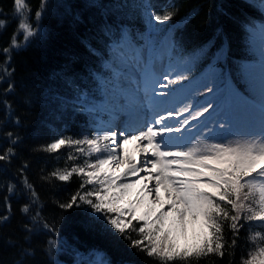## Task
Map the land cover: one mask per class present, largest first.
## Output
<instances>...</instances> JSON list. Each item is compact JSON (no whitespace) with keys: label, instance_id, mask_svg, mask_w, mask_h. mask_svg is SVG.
Listing matches in <instances>:
<instances>
[{"label":"trees","instance_id":"trees-1","mask_svg":"<svg viewBox=\"0 0 264 264\" xmlns=\"http://www.w3.org/2000/svg\"><path fill=\"white\" fill-rule=\"evenodd\" d=\"M133 1L137 2L45 0L41 10V0H26L28 7L19 15L14 0H0V20L4 21L0 27V155L9 148L13 153L0 161V217H9L6 222H0V264L21 261L24 264H92L96 254L111 264H162L159 257L148 256L146 251L131 246V240L142 238L137 231L129 229L126 235L130 239H125L103 221L94 219L89 206L79 201L78 207L61 208L73 195L90 191V185L82 188L85 178L79 174L60 181L52 173L83 167L88 159L85 151H77L82 146L45 150L65 128L64 120L75 130L71 139L79 136L80 123L86 122L85 115L79 113L81 106L68 98L73 91L81 92L95 84V72L101 71L105 53L104 42L112 31L124 19L133 33H137L136 28H143L142 7L132 6ZM166 3L161 0L156 7L160 10ZM171 5L174 7H168V12L174 15L170 22L184 20L176 32L186 51L205 44L219 51L227 43L230 61L248 52L244 23L250 16L258 15L250 1L173 0ZM38 10L42 11L39 20L35 15ZM25 18L36 31L27 40L19 30ZM14 35L19 47L11 48ZM5 48L10 49V60L3 51ZM5 69L11 74H6ZM9 83L14 86L12 92L6 91ZM62 108L70 113L63 116ZM9 132L13 134L11 138L7 135ZM25 180L32 185L36 198L25 186ZM10 185L15 186L12 193L8 192ZM25 204L29 205L27 213L22 211ZM8 205H11L10 212ZM241 222L244 227L236 237L228 222H224L223 257L210 254L168 264H243L248 254L255 251L256 244L264 242L257 239L253 244L250 239L257 232L264 235V224ZM44 223L54 230L49 232ZM25 226L32 231H27ZM133 226L139 228L138 224ZM234 238L236 245L229 247ZM49 240L56 242L51 250ZM24 249L31 254L25 257Z\"/></svg>","mask_w":264,"mask_h":264},{"label":"snow or ice","instance_id":"snow-or-ice-1","mask_svg":"<svg viewBox=\"0 0 264 264\" xmlns=\"http://www.w3.org/2000/svg\"><path fill=\"white\" fill-rule=\"evenodd\" d=\"M261 3L264 4V0H261ZM14 6L19 15H23L24 9L28 7L26 0H14ZM44 7L45 0H41V10ZM41 10L35 13L37 20L41 18ZM149 15L154 21L163 24L171 20L174 13ZM3 25L4 21L0 20V27ZM19 30L24 32L25 40L29 36L36 35V31L27 23L26 18L19 24ZM250 42L254 47H258L262 56L260 71L262 90H264V25L252 30ZM16 47L19 45L14 35L11 48ZM3 51L8 54L10 60V49L5 48ZM5 73L11 74L7 69ZM13 89L14 86L9 83L6 91L12 92ZM77 100L80 101L81 110H85L87 97H77ZM5 104L11 109L10 104L7 102ZM211 107L209 104L195 112L187 107L179 112L172 110L167 116L159 115V118L136 128L126 125L122 130H117L109 126L98 130V134L92 138L73 140L61 137L50 143L46 146V151H57L62 146L86 144L88 156L98 154L93 162L86 161L83 167L74 166L67 172L52 173V176L60 181H68L74 173L79 174L85 178L82 188L85 184L94 185L93 190L83 195L79 193L73 195L60 207L72 209L74 206H79V201L89 206L94 219L103 221L113 232L119 233L125 239H130V236L126 235L129 229L137 231L142 238L131 240V246L146 251L148 256L159 257L162 264L178 259L188 260L193 257L199 259L210 254L223 257L225 221L228 222L233 237H236L244 227L241 221L264 224V100L260 105L259 131L251 133L249 139L243 142H229L227 145L221 142L205 145L203 148L189 147L185 143V133L191 138L189 127L191 121L199 120ZM87 110L93 111L94 108ZM185 112L191 116V121L184 117ZM171 117L177 118L175 125L166 122ZM180 117L184 118L180 119ZM219 127L224 128L225 125L219 124ZM7 135L11 138L13 134L9 132ZM129 143H135L137 152L142 154L139 166L127 156H121V150L127 151L124 145ZM77 151L84 152L85 149L78 147ZM147 153L151 154V159L148 158ZM11 154H13L12 149L9 148L0 155V161L8 159ZM148 165H151V170L146 172V178L154 181V186L149 187L148 184H144L136 200L128 201L124 208L117 207L116 205L129 194V190L138 180L143 179L139 177V173L145 171ZM174 165L178 167L174 168ZM121 166H125V171L122 173L109 171L119 169ZM130 176L137 177V180L128 182L127 178ZM24 183L32 197L36 198L37 194L32 185L27 180ZM14 187L10 185L8 192L12 193ZM161 187L164 188L169 201L167 207L161 203L159 195ZM147 196H154V199L150 201L142 215L136 216L137 205L142 204ZM8 208L10 212L11 205H8ZM22 211L27 213L29 205L25 204ZM126 216H130L131 219H126ZM8 219L7 215L2 216L0 222H6ZM133 220L143 221V224L137 229L133 226ZM189 221L192 223L199 221L202 228L207 229L205 238L190 247L180 245L176 238L178 232L186 234ZM25 227L27 231H32L31 228ZM43 227L49 232L54 230L47 223H44ZM250 239L256 244L257 239L264 241V235L257 232ZM48 243L51 250L56 242L49 240ZM235 245L234 238L229 247ZM30 254L28 249L23 250L25 257ZM20 264H24V261ZM92 264H111V262L102 259ZM243 264H264V243L256 244L255 251L248 254Z\"/></svg>","mask_w":264,"mask_h":264},{"label":"rangeland","instance_id":"rangeland-1","mask_svg":"<svg viewBox=\"0 0 264 264\" xmlns=\"http://www.w3.org/2000/svg\"><path fill=\"white\" fill-rule=\"evenodd\" d=\"M150 13L151 12L149 10H145V16L146 19H148V21L150 22V27L153 28V30H156L157 32L163 30L165 28L164 23L160 24L159 22L155 21V24L153 25L154 20L150 18L149 15ZM197 50L199 51L194 53V59L196 56H198L199 53L202 52L201 48ZM252 50L255 51L254 55H261L258 47L252 48ZM140 55L142 56L141 52ZM181 56L183 58L181 60L182 65L184 63H192V61H194L191 55L189 56L181 55ZM127 57L129 58V60H131L130 57L126 55L118 59L119 67L121 68L124 66L127 72H133L134 74L137 75V68L133 67L131 62H127ZM213 60L214 59H211L210 62H213ZM260 68L261 66L256 68V72L258 73V75L255 76L250 74V72L246 70L245 66L242 65H236L232 68H225V69L222 67H217L214 69V71L210 72L208 75L202 76L200 81L191 87V90L187 93L185 98V103L183 107L184 109L191 104L193 107V112H195L202 110L203 106H207L211 104L212 107L209 109V111H212L213 117L212 120L209 122V125L213 129L217 130L218 135L221 132L232 135L239 128H243L244 130H243V135H239V136L233 135L232 138L229 140L227 138H220V137L214 138L213 140H207V135H202L198 138L195 144L188 145L189 147L203 148L205 145H209V144L212 145L221 142H223L226 145L229 144V142H235V141L243 142L249 139V135L251 133L259 131L260 122L258 121L260 120V109L252 105L249 101H247L245 99V96H242L238 90L235 91L233 89L232 83L233 81L240 82V86L242 90L246 91L252 97L257 98L259 102H262V100H264V90H262ZM117 75L118 72L114 75L115 81L120 77V75L118 77ZM197 78L198 75L195 76V79ZM146 79H148V77L146 74H144V80ZM113 84L116 85L114 82ZM209 89L211 91H209ZM112 93H113L112 96L114 101H116V103L118 101V104H121L120 103L121 96L119 94L114 95L115 90ZM82 96L85 95L83 94ZM116 107L119 111L124 109L123 105L117 106L116 104ZM125 108H129V106H126ZM116 111L114 110V112ZM187 116L191 118V116L189 115ZM108 118L109 116H107L106 122L107 120H109ZM201 118L202 117H200L199 119ZM219 124H224L225 127L220 128ZM107 127L109 126H107L106 124L104 128ZM96 134L98 133L95 132L94 136ZM129 147L130 146L128 145L127 148ZM127 153L128 151L124 152L123 150H121V156H124ZM96 155L98 154H94V159H96ZM173 167L174 168L178 167V165H174ZM109 171L119 174L125 171V166H121L119 169H110ZM142 177L145 178L144 184H148V186H150L151 181L148 180L144 174L142 175ZM133 180H137V177L133 178L131 176L127 178L128 182ZM82 182L84 183V181ZM144 184L140 185V179H139L138 182L135 184V186L129 190V194L125 196L123 200H121L116 206L120 208H124L128 203V201L136 200ZM159 195L161 197V203L165 207H167L169 201L163 187L160 188ZM153 199L154 196H147L142 204L137 205V211L135 213L136 216L142 215L145 209L149 206L150 201H152ZM126 219H131V217L126 216ZM133 224H138V226L140 227L143 224V221L137 222L136 220H133ZM206 235H207V229L202 228L201 223L199 221H197L196 223H192L191 221H189L187 224L186 234H180L178 232L176 233V238L180 245L190 247L195 244H198L203 238H205ZM261 243L258 242V244ZM94 256L96 261L103 259L101 254H96Z\"/></svg>","mask_w":264,"mask_h":264},{"label":"bare ground","instance_id":"bare-ground-1","mask_svg":"<svg viewBox=\"0 0 264 264\" xmlns=\"http://www.w3.org/2000/svg\"><path fill=\"white\" fill-rule=\"evenodd\" d=\"M126 122L128 123V120H126ZM134 145H136V144L134 143ZM128 154H129V156H131V157H128V158L131 159L132 161L136 162L138 164V166H139V162H140V160L142 158V154L138 153L137 156L136 155L134 156V153L132 152V150H129ZM146 155L148 156L149 159L152 158L150 153H147ZM122 157H124V156H122ZM149 170H151V165H148V167H147V169H145V171L140 172L139 173V177H142L143 173L147 172ZM142 178L143 179H140L141 183H145V178L144 177H142ZM154 183L155 182L152 181L150 186H154Z\"/></svg>","mask_w":264,"mask_h":264}]
</instances>
